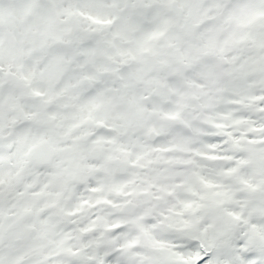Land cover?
<instances>
[{
  "label": "snow or ice",
  "instance_id": "1",
  "mask_svg": "<svg viewBox=\"0 0 264 264\" xmlns=\"http://www.w3.org/2000/svg\"><path fill=\"white\" fill-rule=\"evenodd\" d=\"M0 264H264V0H0Z\"/></svg>",
  "mask_w": 264,
  "mask_h": 264
}]
</instances>
